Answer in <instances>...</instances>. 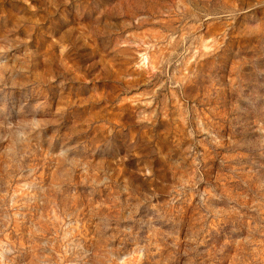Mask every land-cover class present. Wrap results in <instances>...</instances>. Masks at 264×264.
Returning <instances> with one entry per match:
<instances>
[{
  "label": "rangeland",
  "instance_id": "374dc122",
  "mask_svg": "<svg viewBox=\"0 0 264 264\" xmlns=\"http://www.w3.org/2000/svg\"><path fill=\"white\" fill-rule=\"evenodd\" d=\"M0 264H264V0H0Z\"/></svg>",
  "mask_w": 264,
  "mask_h": 264
}]
</instances>
